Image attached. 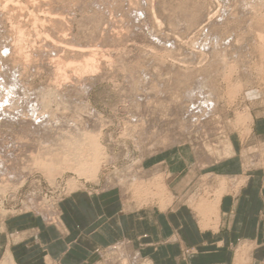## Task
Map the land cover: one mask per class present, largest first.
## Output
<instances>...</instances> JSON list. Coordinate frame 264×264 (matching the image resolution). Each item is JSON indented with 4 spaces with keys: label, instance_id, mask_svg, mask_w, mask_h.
<instances>
[{
    "label": "rangeland",
    "instance_id": "374dc122",
    "mask_svg": "<svg viewBox=\"0 0 264 264\" xmlns=\"http://www.w3.org/2000/svg\"><path fill=\"white\" fill-rule=\"evenodd\" d=\"M44 118L97 138L90 173L35 160L19 130ZM0 143V235L61 227L77 192L161 219L183 207L213 227L222 195L264 177V0H0ZM161 233L164 250L177 237ZM142 248L122 239L90 264H185L199 252L178 247L167 263ZM229 248L234 264H255L252 246Z\"/></svg>",
    "mask_w": 264,
    "mask_h": 264
},
{
    "label": "crops",
    "instance_id": "0c3cea01",
    "mask_svg": "<svg viewBox=\"0 0 264 264\" xmlns=\"http://www.w3.org/2000/svg\"><path fill=\"white\" fill-rule=\"evenodd\" d=\"M263 199L264 177L249 176L240 189L217 200V221L202 229L183 207L162 219L145 211L142 217L137 211L125 212L122 201L112 193L77 192L60 206L61 227L6 225L0 235V264L8 263L9 257L13 264H90L96 251L122 239L132 246L142 244L141 250L153 261L161 253L167 263L177 255L178 247H197L199 252L185 264H234L229 247L247 243L253 247L250 260L263 264ZM162 231H168L167 237H177L162 243L164 250L158 246Z\"/></svg>",
    "mask_w": 264,
    "mask_h": 264
},
{
    "label": "bare ground",
    "instance_id": "6f19581e",
    "mask_svg": "<svg viewBox=\"0 0 264 264\" xmlns=\"http://www.w3.org/2000/svg\"><path fill=\"white\" fill-rule=\"evenodd\" d=\"M29 117H30V115H29ZM40 119L41 118H39L37 121H39ZM24 120H26V118ZM29 121L31 122L33 120L31 119ZM53 121H54V119H53ZM56 121H57V119L55 118V122ZM63 121H65V119ZM43 122L44 123L41 126L39 125L40 123L38 124L39 126L38 125L33 126L34 122L33 123L31 122V124L28 125V123L25 122V121L22 123V125L20 124L22 126V129H20L19 132L22 130V133L23 132L25 133V134H23V136L25 135V137H27V136L31 137L32 142L34 141L35 144H36V145H34V142H33V145L30 144L31 147L35 146L34 149L37 150V153L34 152L35 153V160L39 161L40 164L44 168H47V169L49 167L52 168V169H55V170L56 169L59 170L61 168H64V169L76 170L78 172H81L82 174L90 173V171L92 170V165H93V163L95 162V159H96V152H97V147H98L97 138L94 135H87L86 130H83L81 127H75V129H71V130L67 129L68 123H70L68 121H67L68 123L64 122L66 127H63V126L62 127H57L56 126L55 128H53L55 122L53 123L51 121L53 123V127H51L52 126L51 124L46 126V122H48L47 119L45 120V118H44ZM57 122H59L57 124L60 125V122H62V120L59 121V118H58ZM17 123L19 125V120L17 121ZM61 125H64L63 122H62ZM19 132H17V133H19ZM12 135H14V134H12ZM12 135L10 137H13L12 139H13V142H14L15 141L14 137L16 135L15 136H12ZM18 136H19V138H16V141H18L17 139H19V142H20V140L22 139V136L20 135V133H19ZM20 137H21V139H20ZM24 139L26 140V139H29V138H23L22 141ZM10 140H11V138H10ZM13 142H12V144H11V142H8V144L10 143L11 146L12 145L14 146L15 142H14V144H13ZM17 143L15 145H17ZM23 143L25 144V142H23ZM1 144L2 143H0V146H1ZM5 144L7 145V143H5ZM5 144H2L3 147L1 146L3 151H4ZM18 145H20V144L18 143ZM27 146H29V145H26V147ZM14 147H19V146H14ZM20 147H21V145H20ZM1 148H0V152H2ZM6 148H7V146H6ZM7 149H5L7 151L6 152L7 154L11 150H13V148L11 150H9V151ZM16 149H19V148H16ZM2 153H0V158H1L0 167H1V163L4 160V159L2 160V156L4 157V154L2 155ZM25 153H26V151H25ZM27 153H29V152H27ZM13 154H14V152H13ZM13 154H12V156H13ZM15 155L18 156L19 154L16 153ZM30 155H32V154L30 153ZM29 157H31V156H29ZM33 157L34 156H32L31 158H33ZM8 158H11V157H8ZM6 161H7V159H6ZM8 161H9V159H8ZM7 164H8V162H7ZM2 165H3V163H2ZM9 168L10 167H8V169ZM5 169H7V167ZM0 171H2V168H0ZM5 171L6 170H3L2 176H3V174L6 173ZM10 172H12V171H10ZM7 173H9V172H7ZM9 259H10V257H9ZM9 259H8V263H6L7 261H5V262H3V264H13L12 263L13 261L11 260L12 261L11 262V261H9Z\"/></svg>",
    "mask_w": 264,
    "mask_h": 264
}]
</instances>
